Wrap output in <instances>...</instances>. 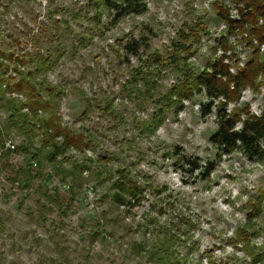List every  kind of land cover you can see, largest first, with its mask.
<instances>
[{"label": "rangeland", "instance_id": "374dc122", "mask_svg": "<svg viewBox=\"0 0 264 264\" xmlns=\"http://www.w3.org/2000/svg\"><path fill=\"white\" fill-rule=\"evenodd\" d=\"M92 3L0 0L2 34L18 37L15 52L35 46L46 56L62 54L39 80L61 93L58 116L86 144L55 163L44 162L38 135L19 132L21 126L9 122L7 102L18 106L24 98L5 95L0 101V264H244L250 250L264 251V161L239 152L216 158L209 142L215 117L201 118L203 96L151 125L159 97L186 68L156 67L150 55L166 58L172 42L186 37L189 68L201 72L213 57L215 40L226 32L215 5L224 4L234 16L231 0H146L145 14L113 27L111 13L92 9ZM248 38L239 33L229 40L239 67L254 50L264 53L256 42L249 48ZM130 39L142 43L139 59L122 49ZM258 82V92L245 90L240 99L257 115L264 78ZM24 113L16 120L23 122ZM183 157L198 158L202 167L216 161V170L203 181L200 171H188ZM75 166L80 176H70ZM28 167L40 178L24 189L25 176L18 173ZM121 170L142 188L136 207L110 203ZM41 191L56 204L41 199ZM248 212L256 217L249 220ZM150 253L168 257L155 263Z\"/></svg>", "mask_w": 264, "mask_h": 264}, {"label": "trees", "instance_id": "16d2710c", "mask_svg": "<svg viewBox=\"0 0 264 264\" xmlns=\"http://www.w3.org/2000/svg\"><path fill=\"white\" fill-rule=\"evenodd\" d=\"M92 2V9L101 8L111 13L108 25L112 27L125 17L147 12L146 0H92ZM231 5L235 12L234 16L231 14V9L224 4L215 5L216 16L224 24L226 32L224 37L215 40L216 44L212 48L213 57L209 65L198 74H194L188 65L187 56L191 55V48L187 46L186 37L172 42L168 57L154 53L150 55L156 67L177 66L179 69L182 65L186 68L181 71L180 78L172 83L168 91L159 97L156 102L158 109L152 117L151 125H157L164 116L172 112L183 111L185 102H190L195 96H203L205 102L200 106L201 118L210 115L215 117L216 130L210 136L209 142L216 150V158L220 160L223 156L239 152L249 160L264 161V101L261 113L258 115L251 113L247 105L240 103L242 92L245 90L258 92L261 87L258 79L264 78V53L259 56L258 50H254V55L239 67L238 57L235 54L236 47L229 41L239 33L246 34L249 37V48H253L254 42L264 47V0H231ZM96 20L101 19L96 17ZM197 28L200 31L206 30L204 25H199ZM195 31L197 30L194 29L191 35L195 36ZM2 33L0 26L2 42L0 43V101L6 99L3 98L5 95H18L25 100L18 106H11L7 102L11 127L18 129V126H21L19 132L26 130L30 134H37L40 149L45 154L41 158L49 164L55 163L67 151H81L86 147L83 134L63 125L58 116L61 93L39 80L52 69L54 63L60 60L62 54L54 53L53 56H46L35 46L33 50L15 52L12 43H17L18 37ZM37 36L36 34L32 36L34 45L39 43ZM141 45V41L130 39L122 49L126 55L139 59ZM230 105L235 107L232 112L228 110ZM22 110H25V116L23 122H19L16 119L20 117L19 113ZM33 160L36 161L34 165H38V157ZM183 163L190 167L188 171L192 174L200 171L199 175L203 181L210 179L217 165L216 161H211L202 167L198 158L188 157H183ZM78 167L75 166L76 172L71 173L70 176L82 174L78 172ZM30 170V167L19 169L18 176H25L26 179L22 181L24 189L32 187L34 178H40ZM14 182L19 186L21 184L18 178ZM111 189L109 200L114 206L133 208L142 199V188L122 170L117 171ZM41 193H43L40 194L41 199L46 200L47 203L51 200L56 204L52 197L49 198L48 193L42 191ZM41 209H45V206L42 205ZM259 209L260 207L257 210ZM255 217L248 212L249 220ZM147 255L155 263L163 261V256L168 257L167 253L164 255L160 253L159 256L154 257L151 253ZM247 259L244 264H264V251L253 253L250 250Z\"/></svg>", "mask_w": 264, "mask_h": 264}]
</instances>
